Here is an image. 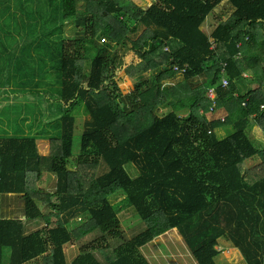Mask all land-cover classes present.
Masks as SVG:
<instances>
[{
	"label": "trees",
	"instance_id": "16d2710c",
	"mask_svg": "<svg viewBox=\"0 0 264 264\" xmlns=\"http://www.w3.org/2000/svg\"><path fill=\"white\" fill-rule=\"evenodd\" d=\"M80 1L26 0L29 12L0 3V18H20L24 59L38 63L16 65L21 78L9 82L42 102L37 117L24 112L21 122L36 123L38 133L19 127L0 138V264H150L140 249L172 229L195 264H216L220 240L246 264H264V175L245 169L251 160L264 165V140L249 136L264 129V0ZM224 1L231 16L208 33L204 25ZM1 27L12 25L0 19ZM129 43L134 65L112 50ZM1 44L12 49L0 35ZM174 66L184 72L167 87ZM123 68L129 77H151L123 96L116 83ZM212 88L217 105L209 112ZM165 105L171 109L159 114ZM77 110L87 118L74 154ZM45 138L54 142L48 155L38 147ZM30 173L55 177L44 202L45 190L28 192ZM5 195L21 197V218L2 215ZM127 207L139 222L124 230L118 213ZM39 220L45 227H32ZM69 244L78 248L71 263Z\"/></svg>",
	"mask_w": 264,
	"mask_h": 264
},
{
	"label": "rangeland",
	"instance_id": "374dc122",
	"mask_svg": "<svg viewBox=\"0 0 264 264\" xmlns=\"http://www.w3.org/2000/svg\"><path fill=\"white\" fill-rule=\"evenodd\" d=\"M129 1L137 6H145L150 3V0ZM0 3H4L5 5L9 4L11 6L22 4L24 6V9H22L24 10V12L32 11V9L29 10V6L34 8L33 3H28L26 2V0H2ZM79 6L85 7L87 6V2L85 0L80 1ZM16 11L18 12V16L22 13L18 9H16ZM231 12L232 8L230 4L227 1H224L219 7L215 9V13L211 14L208 17L204 25V30L210 33L217 25L218 20L228 19L231 16ZM24 15L26 16V13H24ZM31 15L33 18L34 13L31 12ZM0 19H3L4 24L12 25V28L8 29L9 32H6L7 28L3 29L2 27V31H0V35L6 42L12 41V49L9 50L11 52V55L10 52H8L7 48L3 49L2 45H0V138L7 137L13 134L18 135V133H15V129H18L19 127L22 134L35 135L39 132L37 130L36 123L32 124L31 120H26L24 123L21 122L22 118L24 117V112L27 113L25 117L35 118L38 116L34 113H38L39 109L41 108L42 102L40 96L37 98L32 93L26 95L20 94V92L23 93L26 91L24 89L18 90L19 88L16 87L17 84L14 82H9V80L15 79L17 82H19L18 79L21 78L20 75H16V73H19L17 70L16 73H14L16 65L25 64L26 69H29L30 67L36 69L38 63L37 61H32V59H24L26 52L19 48V46L23 44L25 40V34L21 27L20 18L12 20L9 18V16H4ZM73 34V25H67L64 35L67 38H72ZM99 38L101 43L102 39H105V43H107V39L105 36L101 35ZM15 42L18 43V46H13ZM112 47H114L113 44ZM129 47L130 43L125 48L118 46L116 48H112V50L116 49L115 51L117 52L118 56L124 60L125 64L134 65L138 63V57L133 50L128 49ZM7 52L8 55H10V60L9 57L7 58ZM15 56H19L20 58L17 59L15 58ZM26 76L28 77L27 79H32L31 82L33 81V74L31 71H26ZM150 77L151 74L148 71H143L139 74H135L134 76L129 77V75L123 68L117 72L116 83L118 84V87L121 90L122 95L124 96L128 92H130L136 84L141 83L142 81H148ZM179 81L180 75L175 73V76L171 80H166L163 85L168 84L167 87L175 86L179 83ZM170 109L171 108L168 105L161 106L158 109V113L163 114ZM180 114L183 113L180 112ZM215 117L221 119L225 118V116L221 115H216ZM86 118L87 115L84 110L76 111L74 154L79 152L81 135L83 133ZM249 136L254 141H262L264 140V129L256 126L253 129H250ZM53 145L54 142L46 138L41 140L39 139L38 141L39 150L43 155L50 154ZM245 169H247L256 179L264 175V165L262 164L261 160H251L249 162L247 161L245 164ZM126 170L131 177H135L137 174L136 170L130 164L126 165ZM26 187L29 189V193H36L39 189L45 190L46 192H42V194L40 195V201L43 200L44 202V199L54 191L55 177L50 173H45L43 176H41V179H38V176L36 174L33 173L32 175V173H30ZM20 198L21 197H19L18 195L3 196L1 201L3 211L2 215L6 218H21L23 215L22 212L24 208V202ZM119 199L120 197L116 196L112 199V202H117L119 201ZM44 206L45 207L43 208V211L44 214L47 215L49 214L47 203ZM118 216L121 222V227L124 230H127L129 227L136 225L139 222V219L135 215V210L133 209V207H127L121 210L118 213ZM58 220L60 219L52 216V223L57 222ZM45 222L46 221L44 220H39L32 227H45ZM78 222H82V219L79 218ZM27 229H31V226H28ZM224 242V240H220L219 247H217L219 255L215 258L216 264H246L245 261L242 260L240 254L238 252H233L234 250L230 248L231 245L227 242L225 244ZM226 245L229 248L224 247ZM65 251L67 255V261L68 263H71L78 254V248L76 245L69 244L65 246ZM140 253H142V255L150 264H195L194 260L189 254L187 247L185 246L184 241L182 240V236L177 232L176 229L169 230L166 233L157 236L156 239L143 246L140 249Z\"/></svg>",
	"mask_w": 264,
	"mask_h": 264
},
{
	"label": "built area",
	"instance_id": "2783aa9c",
	"mask_svg": "<svg viewBox=\"0 0 264 264\" xmlns=\"http://www.w3.org/2000/svg\"><path fill=\"white\" fill-rule=\"evenodd\" d=\"M173 71H175L177 74H182L184 71L180 68H178L177 66L173 67ZM228 85V80L227 79H223V86H227ZM206 97L211 101V105L210 107H208V111L212 112L213 107H215L217 105V94H216V90L215 89H208L206 92ZM200 113L202 114L203 111H200Z\"/></svg>",
	"mask_w": 264,
	"mask_h": 264
},
{
	"label": "crops",
	"instance_id": "0c3cea01",
	"mask_svg": "<svg viewBox=\"0 0 264 264\" xmlns=\"http://www.w3.org/2000/svg\"><path fill=\"white\" fill-rule=\"evenodd\" d=\"M2 40H3V38H2ZM2 45V44H1ZM2 47H3V49H6V47H5V44H3L2 45ZM8 51H9V49H8ZM7 58H8V52H7ZM225 244H226V242H224ZM228 243V242H227ZM229 244V243H228ZM231 245V244H230ZM217 247H219V243H218V246ZM224 247H228L227 245L226 246H224ZM229 248V247H228ZM231 249H233L234 251L233 252H238V250L236 249V248H234L232 245H231V247H230ZM226 249V248H225ZM239 253V252H238Z\"/></svg>",
	"mask_w": 264,
	"mask_h": 264
}]
</instances>
